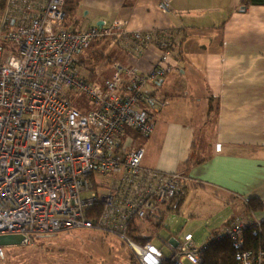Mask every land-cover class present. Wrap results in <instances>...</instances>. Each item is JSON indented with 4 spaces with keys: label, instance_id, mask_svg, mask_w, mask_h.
<instances>
[{
    "label": "built area",
    "instance_id": "obj_1",
    "mask_svg": "<svg viewBox=\"0 0 264 264\" xmlns=\"http://www.w3.org/2000/svg\"><path fill=\"white\" fill-rule=\"evenodd\" d=\"M65 3L4 0L0 15V235L18 234L28 244L34 234L92 227L125 240L138 264H161L165 259L172 264H200L204 246L195 243L190 232H179L164 242L170 248L167 258L151 237L139 243L129 235L138 223L163 217L184 178L179 171L143 167V148L129 147V138L121 141L126 129L145 136L153 130L150 113L136 106L143 100L154 103V95L136 93L146 81L154 82L169 70L171 50L160 52L146 77L121 61L113 62V74L103 82L85 81L74 68L78 53L113 32L119 33L133 54L140 55L150 45H171L174 31L128 29L126 19L73 30L64 24ZM122 79L130 80L133 95L117 92ZM69 92L71 100L64 96ZM73 93L83 94L97 108L76 109ZM216 147L219 150L220 144ZM95 174L108 177L105 184L95 186ZM253 218L237 220L217 232L238 248V264H264V250L241 249L245 228L256 233V227L264 223V210Z\"/></svg>",
    "mask_w": 264,
    "mask_h": 264
},
{
    "label": "crops",
    "instance_id": "obj_2",
    "mask_svg": "<svg viewBox=\"0 0 264 264\" xmlns=\"http://www.w3.org/2000/svg\"><path fill=\"white\" fill-rule=\"evenodd\" d=\"M74 1L75 21L67 24L73 30L126 19L128 29L166 28L175 33L170 61L178 59L180 69L165 85L161 98L165 102L148 104L158 117L151 116L152 136L144 141L151 159L146 158L143 166L142 158L141 165L179 171L184 175L181 189L187 183L191 186L205 183L242 200L252 195L263 200L264 157L250 154V147L264 148V4L245 5L240 0H168V7L163 10L161 0ZM207 40L213 44L211 47L206 48ZM120 53L122 60L144 70L153 65L160 51L150 45L140 55L123 49ZM162 83L163 80L156 88ZM179 90L191 98V103L169 102V92L178 97ZM163 107L166 116L161 118ZM126 130L121 141L124 143L125 135L130 134L127 137L131 145L143 148L135 143L131 134L134 131ZM198 141L207 142L203 156L207 158L195 159L185 174L182 163L189 154L199 152ZM155 143L158 149L151 154ZM173 205L171 202L164 211H170ZM148 223H138L140 235L149 231Z\"/></svg>",
    "mask_w": 264,
    "mask_h": 264
},
{
    "label": "rangeland",
    "instance_id": "obj_3",
    "mask_svg": "<svg viewBox=\"0 0 264 264\" xmlns=\"http://www.w3.org/2000/svg\"><path fill=\"white\" fill-rule=\"evenodd\" d=\"M167 7L168 0H161L160 8L164 10L167 9ZM4 10L5 4L3 2L0 5V15L3 14ZM103 40L104 42L98 45H94V43H92L87 50L78 53V55L82 54V57L86 54L91 55L93 49H97L102 46L106 49L108 47L106 43H110L115 45V47H108V51L112 56V61L108 62L106 60H96L84 64L81 57L79 60L81 65L80 71L84 74V76L76 70L77 77L85 81L95 83L101 81L103 82L112 76L114 71L112 64L115 61H121L127 65L135 67L139 76L146 77L154 68L155 63L160 56L159 53V56L156 61L153 62V65L142 70L139 66L132 65L126 60H122L120 53L121 49L126 50L129 53H131V51L125 44H123L124 39L120 37L118 32L105 35ZM212 45L210 41H206V48L211 47ZM171 49L175 48L171 46ZM169 66V70H167L163 76L154 82L146 81L142 89L136 94L143 95L146 91L148 93L152 92L153 95L155 93L156 105L164 103V99L161 98L164 96L166 89L165 85L170 82L171 77H173L180 69L178 59L174 58ZM89 68L94 69V73L91 74V76ZM166 76H168L167 79H165ZM161 80H163V83L160 84L161 87L157 89L156 86L161 82ZM187 87H191V81L188 82ZM117 92L123 96H129L135 93L132 91L129 79L121 80L117 86ZM71 93L72 92L65 93L64 96L70 98ZM169 96L171 97L169 102L172 104L185 103L188 105V103H191L192 101L191 98L184 94L181 90H179L178 97H176L171 91L169 92ZM174 99L177 101H174ZM193 102L198 103V100H194ZM212 103L216 102L212 100ZM72 104L81 112H87L97 108V104L80 93L72 94ZM136 108L145 109L151 114V116L158 117V115L153 112L152 107L146 103L141 102L136 106ZM161 110L160 117L162 118L166 116V113L164 112L165 107L161 108ZM156 119L157 118H155V120ZM128 130L134 131L131 134L134 137L135 143L143 145L142 165L144 166L146 158L151 159V155L148 151V145H145L144 141L150 139L152 133L145 136L135 130ZM127 136L131 137L130 134L125 135V141L128 139ZM198 144L200 145L199 152L192 154L194 161L197 158H199V160L201 158H207V156L203 157L206 153L207 142L198 141ZM131 146L132 145L130 144L129 147ZM155 149H158V143L151 146L150 153L153 154ZM253 153L264 157V148H258L257 146L250 147V154ZM94 179V184L96 186L97 183L105 184L108 177L101 174H95ZM186 186L187 189L185 190L184 201L181 207L175 211L174 204L170 211H165L163 216L164 227L159 229L157 232L152 231L151 233L150 230H152V226L147 224L146 227H148L149 231L145 230V232L141 233V236L143 237H151V243L162 251L165 258H167L166 256L170 254V248L163 242V240H167L179 232L182 234H185L186 232L192 233L196 243L204 246L205 249L206 246L203 243L206 242L207 236H211V241L213 239L220 240L226 238L221 237L215 229L220 228L231 216L234 218L238 217L237 220L242 221H247V219L251 221L252 219L251 217H247L245 210L246 203L241 199V197H235L225 190L205 183H196L193 186L187 183ZM99 191L101 190L99 189ZM85 193L88 194L87 192ZM176 195L177 194H175V196ZM155 222L159 223L160 218H157ZM248 232H253V230L250 227H247L245 228L243 234L246 235ZM0 248L1 264H138L135 254L125 240L116 234L108 233L101 229L92 227L72 228L54 233L34 234L31 242L28 244L21 242L19 244L1 246ZM202 260L203 258L201 259V263ZM187 264L190 263L187 262Z\"/></svg>",
    "mask_w": 264,
    "mask_h": 264
},
{
    "label": "trees",
    "instance_id": "obj_4",
    "mask_svg": "<svg viewBox=\"0 0 264 264\" xmlns=\"http://www.w3.org/2000/svg\"><path fill=\"white\" fill-rule=\"evenodd\" d=\"M4 2V0H0V5ZM239 3L245 4V5H262L264 4V0H240ZM64 9V24L67 27V24H69L70 22H74V16H75V9H76V2L74 0H66V3L63 7ZM175 34V33H174ZM104 42L103 39L101 40H96L94 41V45H98L100 43ZM175 37L173 35L172 40H171V45H166V46H156L158 52L163 51L165 48H169L170 50H174L171 49V46H173L175 48ZM108 47H112L114 44H110V43H106ZM105 47H99L97 49H93L92 50V54L88 55L86 54L84 57H82V54L78 55L74 61V68L77 69L81 75L84 76V74L80 71L81 69V65H80V58L82 57V62H84V64L90 63L92 61H96V60H106L108 62L112 61V56L111 53L109 51H106L104 49ZM107 62V63H108ZM90 69V76L91 74L94 73V69L93 68H89ZM86 77V76H85ZM87 78V77H86ZM91 80V79H89ZM96 81V80H93ZM152 92L150 93V96H152ZM142 103H146L149 104L151 103V101L146 102V101H142ZM194 164V160H193V156L192 154H189L188 157L186 158V160L182 163V170L185 172V174L188 173L189 169L191 168V166ZM185 187L187 189L186 185H182V189H180V191L177 193L176 196H174V198L172 199V203L175 204V209H178L181 207L183 201H184V196H185ZM246 204L245 206V210H246V215L247 217H251L252 219L254 214H259L262 213L264 210L263 207V200L255 195L250 196L249 198L243 200ZM99 209V208H98ZM237 218H234L233 216H231L229 219H227L223 225L220 228L215 229L216 232L221 231L223 228H226L232 224H234L237 221ZM152 226V231L157 232L159 229L163 228V217L160 218V222H152L149 221V223ZM256 233L254 232H248L245 236V242L243 244V248L241 249H251L253 251H259V250H264V223L260 224V228L256 227ZM140 231L138 229H131L129 232V235H131V237L139 242V243H144L146 242V237H143L141 235H139ZM178 234V233H177ZM177 234L173 235V236H177ZM195 241V239H194ZM163 242H166V240H163ZM207 242V243H206ZM206 242L203 243L206 246V250H203V253L201 254V257L203 258L202 263L201 264H238V248L236 246L233 245L232 240H230L229 238H224V239H220V240H212L211 241V236H207ZM196 243V241H195ZM134 258V255H133ZM137 264V263H135ZM161 264H172L170 261L168 262V260L164 261Z\"/></svg>",
    "mask_w": 264,
    "mask_h": 264
},
{
    "label": "water",
    "instance_id": "obj_5",
    "mask_svg": "<svg viewBox=\"0 0 264 264\" xmlns=\"http://www.w3.org/2000/svg\"><path fill=\"white\" fill-rule=\"evenodd\" d=\"M97 25H100L99 23ZM264 207V199H263ZM23 237L18 234H1L0 235V246L14 245L22 242Z\"/></svg>",
    "mask_w": 264,
    "mask_h": 264
},
{
    "label": "flooded vegetation",
    "instance_id": "obj_6",
    "mask_svg": "<svg viewBox=\"0 0 264 264\" xmlns=\"http://www.w3.org/2000/svg\"><path fill=\"white\" fill-rule=\"evenodd\" d=\"M1 247V246H0ZM0 253H1V248H0ZM0 264H1V262H0Z\"/></svg>",
    "mask_w": 264,
    "mask_h": 264
}]
</instances>
